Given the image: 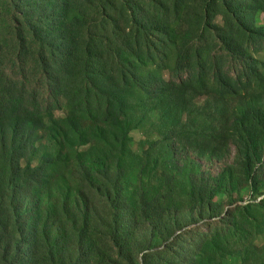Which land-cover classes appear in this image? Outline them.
Here are the masks:
<instances>
[{"label":"trees","instance_id":"16d2710c","mask_svg":"<svg viewBox=\"0 0 264 264\" xmlns=\"http://www.w3.org/2000/svg\"><path fill=\"white\" fill-rule=\"evenodd\" d=\"M262 14L0 0V264H264Z\"/></svg>","mask_w":264,"mask_h":264},{"label":"rangeland","instance_id":"374dc122","mask_svg":"<svg viewBox=\"0 0 264 264\" xmlns=\"http://www.w3.org/2000/svg\"><path fill=\"white\" fill-rule=\"evenodd\" d=\"M262 20L264 21V14L261 15ZM63 111H57V115L62 114ZM143 138L142 136H140V134H136V138L134 139V142L132 143V146L134 149H139V144H140V139ZM234 154V153H233ZM232 156L230 158H227L228 161L232 160ZM209 160V159H198L199 162L202 165V169L204 171H209V172H213V173H218L219 171H221V169L225 166L226 164V160ZM246 200L251 199L250 196H246L245 198ZM241 203V202H238ZM197 225H202V222H199ZM203 227V226H202Z\"/></svg>","mask_w":264,"mask_h":264}]
</instances>
